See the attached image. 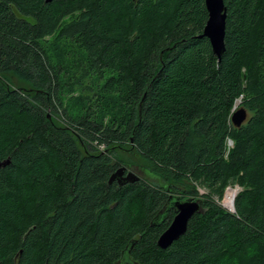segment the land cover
I'll use <instances>...</instances> for the list:
<instances>
[{"label":"trees","instance_id":"16d2710c","mask_svg":"<svg viewBox=\"0 0 264 264\" xmlns=\"http://www.w3.org/2000/svg\"><path fill=\"white\" fill-rule=\"evenodd\" d=\"M224 1L219 61L206 0H0V264H264V0Z\"/></svg>","mask_w":264,"mask_h":264},{"label":"water","instance_id":"95a60500","mask_svg":"<svg viewBox=\"0 0 264 264\" xmlns=\"http://www.w3.org/2000/svg\"><path fill=\"white\" fill-rule=\"evenodd\" d=\"M47 1L52 2L53 0ZM206 7L209 13V19L202 37L209 39L213 52L220 61L226 50L227 7L224 0H206ZM247 119L248 113L244 108L237 110L232 118L234 125L237 127L244 124ZM9 163V160L0 162V168L5 167ZM140 179V176L133 171H129L128 167H121L112 175L109 183L118 182L120 186H124L137 182ZM171 209L175 210L176 215L168 229L158 239V246L163 250L172 246L174 242L178 241L187 233L189 222L196 214H204L206 212L201 200L190 198L183 201L179 198L172 197L169 204L154 219L152 225L160 226L167 219ZM118 264H134L130 259V248L124 252L123 259Z\"/></svg>","mask_w":264,"mask_h":264},{"label":"rangeland","instance_id":"374dc122","mask_svg":"<svg viewBox=\"0 0 264 264\" xmlns=\"http://www.w3.org/2000/svg\"><path fill=\"white\" fill-rule=\"evenodd\" d=\"M243 98V97H242ZM242 98H240V99H238L237 100V102H236V106L237 107H239V106H241V104H242V102H243V99ZM239 110V109H238ZM61 115H63L62 114V112H61ZM249 117V116H248ZM233 146H234V143H233V141L232 140H228V142H227V149H228V152H229V150L231 149V148H233ZM227 152V153H228ZM137 159V161L138 160H140L138 157H136V155H135V153H134V155H132V157H131V160L132 159ZM138 166H135V168L133 167V169H134V172L138 175V176H142V177H144L145 176V173L144 172H142L141 171V169H139V168H137ZM146 177V176H145ZM242 190V188L238 185V184H232V185H229L227 188H226V191H225V194H224V197H223V199L219 202V204L226 210V211H229V212H231L230 211V208H227L226 207V202H227V198L225 199V196L226 197H228V193L231 191V192H233V194H236V197H237V195L239 194V192ZM198 191H199V193H200V195H204V194H206L207 192H206V190L203 188V187H198ZM236 200V199H235ZM225 201V202H224ZM231 213H235V205H234V210H233V212H231Z\"/></svg>","mask_w":264,"mask_h":264},{"label":"bare ground","instance_id":"6f19581e","mask_svg":"<svg viewBox=\"0 0 264 264\" xmlns=\"http://www.w3.org/2000/svg\"><path fill=\"white\" fill-rule=\"evenodd\" d=\"M236 109H237V106H236ZM226 198H227L226 207L230 208V211L233 212L236 194H233V192L230 191L228 193V197Z\"/></svg>","mask_w":264,"mask_h":264},{"label":"built area","instance_id":"2783aa9c","mask_svg":"<svg viewBox=\"0 0 264 264\" xmlns=\"http://www.w3.org/2000/svg\"><path fill=\"white\" fill-rule=\"evenodd\" d=\"M235 110H236V107L234 108L233 112H234ZM94 145L97 146V145H98V142L95 141V142H94ZM99 149H100L101 151H105V149H106V145H100V146H99ZM225 199H226V196H225ZM224 202H225V201H224Z\"/></svg>","mask_w":264,"mask_h":264},{"label":"flooded vegetation","instance_id":"af4514ba","mask_svg":"<svg viewBox=\"0 0 264 264\" xmlns=\"http://www.w3.org/2000/svg\"><path fill=\"white\" fill-rule=\"evenodd\" d=\"M129 171H133L134 172V169L133 168H130Z\"/></svg>","mask_w":264,"mask_h":264}]
</instances>
